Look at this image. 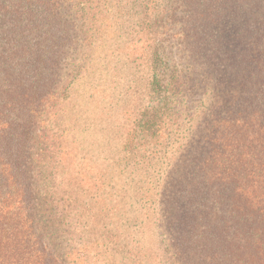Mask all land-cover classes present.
Wrapping results in <instances>:
<instances>
[{
  "label": "trees",
  "instance_id": "obj_1",
  "mask_svg": "<svg viewBox=\"0 0 264 264\" xmlns=\"http://www.w3.org/2000/svg\"><path fill=\"white\" fill-rule=\"evenodd\" d=\"M65 1L75 0H0V141L12 143L0 154V264H71L59 224L50 223L57 218L37 223L33 214L45 205L59 213L58 195L47 176L30 172L33 147L48 141L41 130L58 120L68 79L81 69L58 15ZM188 1L194 16L182 32L193 28L192 57L209 55L200 82L211 101L191 144L193 172L170 176L163 188L168 249L173 264H264V0ZM164 99L157 111L172 118Z\"/></svg>",
  "mask_w": 264,
  "mask_h": 264
},
{
  "label": "rangeland",
  "instance_id": "obj_2",
  "mask_svg": "<svg viewBox=\"0 0 264 264\" xmlns=\"http://www.w3.org/2000/svg\"><path fill=\"white\" fill-rule=\"evenodd\" d=\"M188 4L75 0L65 1L58 14L78 47L81 69L68 79L58 120L46 121L41 130L48 141L33 147L30 172L47 176L50 192L58 195L59 213L49 214L45 205L33 214L37 223L57 218L50 223L59 224L63 256L71 264H173L163 188L170 176L193 170L191 144L211 101L200 82L209 55L198 47L204 53L192 57L186 38L193 28L182 32L183 20L190 24L194 16ZM173 82L182 85L181 93ZM162 97L174 117L157 111ZM9 147L0 141V154Z\"/></svg>",
  "mask_w": 264,
  "mask_h": 264
}]
</instances>
